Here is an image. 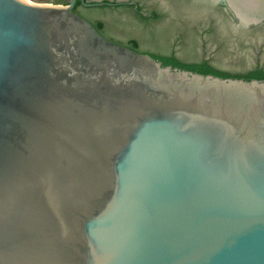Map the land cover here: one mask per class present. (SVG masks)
<instances>
[{"label":"water","instance_id":"water-1","mask_svg":"<svg viewBox=\"0 0 264 264\" xmlns=\"http://www.w3.org/2000/svg\"><path fill=\"white\" fill-rule=\"evenodd\" d=\"M74 3L0 0V264H264V80L162 65Z\"/></svg>","mask_w":264,"mask_h":264},{"label":"flooded vegetation","instance_id":"flooded-vegetation-1","mask_svg":"<svg viewBox=\"0 0 264 264\" xmlns=\"http://www.w3.org/2000/svg\"><path fill=\"white\" fill-rule=\"evenodd\" d=\"M227 1L231 4L230 0H226V2L222 0H83V2H81V0H75L71 11L86 20L93 30L107 40L114 44L126 47L135 53L148 54L158 61H160V55H172L181 61H185L176 55L178 39L172 42L166 40V35L169 33V26L170 24H173L174 21V24L177 25V28L183 34L189 31L188 27L191 25L199 26L201 23L210 21L208 29L205 30V27H203L199 30L198 28L201 34L212 30L214 33H219L223 38H226L228 34L239 38L244 37V39L254 38L255 36L257 37V41L254 47L259 52L260 50H264V40L258 39L260 35H264V0H260L261 4L260 6H257L259 9L248 13L251 17L246 20L235 11L232 4L231 6L234 10L231 9ZM68 3L69 0L65 4ZM95 3L105 4L96 6L93 5ZM104 8H125L143 23L156 22L153 24L152 30V34L155 37V40H153L154 44L157 48L162 49L168 46L170 51L167 53H154L151 50L140 48L139 41L134 37H128L127 40L120 41L107 35L106 30L110 28L112 29L113 23L104 18L93 16L98 9ZM181 23H183V25L180 26ZM252 33H255V35L250 36ZM132 45H134V47H132ZM153 54H157V57L153 56ZM203 61H206L209 65L218 70L228 71L214 66L206 56L185 62L196 63ZM254 68L264 69V63L261 59L257 60V62L246 71L228 72L244 75L247 71Z\"/></svg>","mask_w":264,"mask_h":264},{"label":"rangeland","instance_id":"rangeland-1","mask_svg":"<svg viewBox=\"0 0 264 264\" xmlns=\"http://www.w3.org/2000/svg\"><path fill=\"white\" fill-rule=\"evenodd\" d=\"M31 1L65 4L68 0ZM93 16L104 18L113 23L112 29L106 30L107 35L111 37L120 41H125L128 37H134L139 41L140 48L151 50L154 53H167L170 51L168 46L162 49L157 48L154 44L153 40H155V37L152 34V30L153 24L156 22L143 23L125 8L98 9ZM174 23L175 21L169 26V33L166 35V40L172 42L178 39L176 55L182 60L191 61L206 56L217 68L232 72L246 71L259 59L264 63V50H260L259 52L254 47L257 41V37L254 36L255 33L250 34V36H254V38L250 39H244V37L239 38L230 34L226 38H223L219 33H214L212 30L201 34L200 29L203 27H205V30L208 29L210 21H206L199 26L191 25L188 27L189 31L183 34ZM258 39L264 40V35H260Z\"/></svg>","mask_w":264,"mask_h":264},{"label":"trees","instance_id":"trees-1","mask_svg":"<svg viewBox=\"0 0 264 264\" xmlns=\"http://www.w3.org/2000/svg\"><path fill=\"white\" fill-rule=\"evenodd\" d=\"M134 47V45H132ZM153 56L157 57V54H153ZM159 59L162 65H171L173 67H178L181 69H186L202 74H214L221 77H241L244 79H262L264 80V69L263 68H254L252 70L247 71L244 75L240 74H232L228 71L218 70L211 65H209L206 61L203 62H185L181 61L178 58L172 55H160Z\"/></svg>","mask_w":264,"mask_h":264},{"label":"bare ground","instance_id":"bare-ground-1","mask_svg":"<svg viewBox=\"0 0 264 264\" xmlns=\"http://www.w3.org/2000/svg\"><path fill=\"white\" fill-rule=\"evenodd\" d=\"M233 8L237 11L243 19H250L248 13L250 11L259 9L257 6H260V0H230Z\"/></svg>","mask_w":264,"mask_h":264}]
</instances>
